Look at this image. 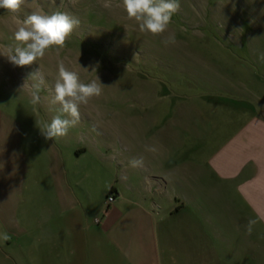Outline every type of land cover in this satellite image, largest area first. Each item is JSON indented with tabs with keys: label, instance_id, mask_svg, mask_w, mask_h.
<instances>
[{
	"label": "crops",
	"instance_id": "1",
	"mask_svg": "<svg viewBox=\"0 0 264 264\" xmlns=\"http://www.w3.org/2000/svg\"><path fill=\"white\" fill-rule=\"evenodd\" d=\"M248 57L254 80L159 101L121 152L0 109V264H264V55Z\"/></svg>",
	"mask_w": 264,
	"mask_h": 264
},
{
	"label": "rangeland",
	"instance_id": "2",
	"mask_svg": "<svg viewBox=\"0 0 264 264\" xmlns=\"http://www.w3.org/2000/svg\"><path fill=\"white\" fill-rule=\"evenodd\" d=\"M102 3L27 0L15 14L0 8V50L18 46L13 38L17 20L38 9L65 11L80 20L64 48L50 49L32 65L14 67L0 55L1 110L24 121L36 119L43 126L57 115L71 119L54 102L58 63L63 61L83 82L98 77L104 85L99 97L81 105L80 121L68 132L72 143L93 139L104 152L105 146L121 152L127 137H141L150 111L163 110L157 107L159 101L189 102L220 94L212 82L230 77L233 83L239 76L254 80L258 75L260 66L248 56L264 55V0H180L179 12L158 36L141 32L122 7H115L121 0H112L111 10ZM169 34L176 42L165 45ZM30 73L38 75L32 78ZM37 86L40 102L33 105L30 89Z\"/></svg>",
	"mask_w": 264,
	"mask_h": 264
},
{
	"label": "clouds",
	"instance_id": "3",
	"mask_svg": "<svg viewBox=\"0 0 264 264\" xmlns=\"http://www.w3.org/2000/svg\"><path fill=\"white\" fill-rule=\"evenodd\" d=\"M27 0H0V8L8 13H17ZM103 8L111 10L112 0H103ZM115 7H122L129 20L137 22L141 32L158 36L165 33L171 23L174 14L180 10V0H121ZM80 24L78 17L70 15L65 11H53L51 13L43 10L33 11L22 21L17 20L13 38L17 42L14 49L4 46L0 50V55L14 67H24L32 65L38 59L43 58L50 49L64 48L66 41L72 35L75 28ZM165 45L174 44L176 38L174 34H169L163 41ZM92 72H96V67H92ZM38 73H30L29 76L35 78ZM26 83L22 85V88ZM104 85L95 78L89 82H83L77 71L65 66L63 61L58 63V76L55 83L54 102H59L61 111L67 113L71 119L55 116L50 123L46 124L42 130V135L46 140L64 137L69 130L75 127L81 118V105H88L94 97L102 94ZM31 103L39 104V88L30 89ZM146 151L155 153L157 148L146 146ZM131 167H142L143 157L129 161ZM256 220L250 219L246 226L248 233H251ZM10 236L7 233L0 234V240L7 241Z\"/></svg>",
	"mask_w": 264,
	"mask_h": 264
},
{
	"label": "built area",
	"instance_id": "4",
	"mask_svg": "<svg viewBox=\"0 0 264 264\" xmlns=\"http://www.w3.org/2000/svg\"><path fill=\"white\" fill-rule=\"evenodd\" d=\"M115 202V196L113 194H109L106 198L105 207L108 209ZM96 224L100 223V219L95 220Z\"/></svg>",
	"mask_w": 264,
	"mask_h": 264
}]
</instances>
